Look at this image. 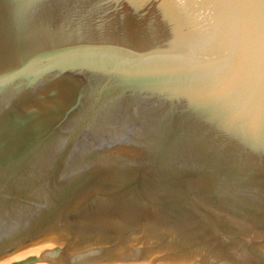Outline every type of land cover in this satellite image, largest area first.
<instances>
[{"label":"water","instance_id":"1","mask_svg":"<svg viewBox=\"0 0 264 264\" xmlns=\"http://www.w3.org/2000/svg\"><path fill=\"white\" fill-rule=\"evenodd\" d=\"M183 7L0 0V264H264V8Z\"/></svg>","mask_w":264,"mask_h":264},{"label":"snow or ice","instance_id":"2","mask_svg":"<svg viewBox=\"0 0 264 264\" xmlns=\"http://www.w3.org/2000/svg\"><path fill=\"white\" fill-rule=\"evenodd\" d=\"M78 2V0H77ZM119 2V0H116ZM128 3L132 4L134 8L137 5L143 6L151 2V0H127ZM161 9L168 3H178L184 6L185 13H187L188 6L191 5L192 8L199 9L197 15H207L210 17H223L226 13V6L234 4H250V5H260L264 8V0H160ZM151 23V22H150ZM210 57L215 58L216 53L213 50H209ZM255 150H260L264 147V138H259L253 145Z\"/></svg>","mask_w":264,"mask_h":264},{"label":"bare ground","instance_id":"3","mask_svg":"<svg viewBox=\"0 0 264 264\" xmlns=\"http://www.w3.org/2000/svg\"><path fill=\"white\" fill-rule=\"evenodd\" d=\"M122 264H137V263H122Z\"/></svg>","mask_w":264,"mask_h":264}]
</instances>
